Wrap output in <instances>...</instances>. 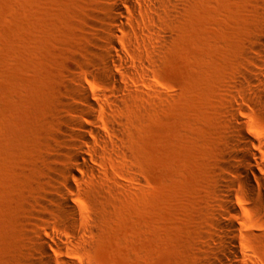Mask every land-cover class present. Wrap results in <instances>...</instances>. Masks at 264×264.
I'll return each instance as SVG.
<instances>
[{"label":"rangeland","instance_id":"1","mask_svg":"<svg viewBox=\"0 0 264 264\" xmlns=\"http://www.w3.org/2000/svg\"><path fill=\"white\" fill-rule=\"evenodd\" d=\"M173 1L152 36L157 44L148 46L149 80L126 79L128 158L117 150L107 155L106 171L118 183L94 186L105 211L91 245L79 256L54 252L56 264H202L216 206L212 184L232 115L254 138H264L255 88L245 84L244 96L240 87L248 68L264 70L254 65L261 56L253 49L264 37V0ZM108 4L0 0V264L37 257L32 237L46 214L55 134L68 115L65 88L78 76L90 90L102 88L101 74L86 73L81 64L94 56L93 25ZM82 196L91 200L87 190ZM243 219V262L264 264V211Z\"/></svg>","mask_w":264,"mask_h":264},{"label":"bare ground","instance_id":"2","mask_svg":"<svg viewBox=\"0 0 264 264\" xmlns=\"http://www.w3.org/2000/svg\"><path fill=\"white\" fill-rule=\"evenodd\" d=\"M108 3V12L93 25L99 32L92 41L94 56L81 64L84 72L96 69L101 74L102 88L90 90L81 76L65 88L68 115L62 118L55 134L57 151L42 203L46 214L39 216L32 237L37 257L31 264H56L54 252L79 256L91 245L90 238L105 211V201L94 186H104L108 179L116 181L106 171L107 155L117 150L128 158L123 146L126 129L123 115L132 92L126 79L135 84L149 80L147 70L154 54L148 46L157 44L152 36L161 31L167 11L174 6L173 0H108ZM140 23L142 28L137 29ZM253 49L261 56L254 65L264 66V37L258 39ZM245 84L255 88L257 102L264 110V70L252 67L242 73L240 87L244 96ZM249 104L256 108L255 103ZM232 117L234 121L227 128L221 162L212 184L216 206L210 221L208 252L202 264H246L243 260L248 253L243 245L248 221L243 215L247 212L260 215L264 211V138H254L243 119L235 114ZM136 182L139 184L141 180ZM84 190L90 192V201L82 196Z\"/></svg>","mask_w":264,"mask_h":264}]
</instances>
